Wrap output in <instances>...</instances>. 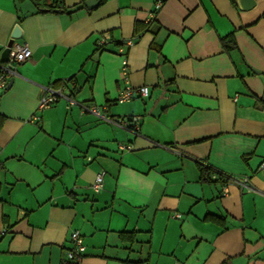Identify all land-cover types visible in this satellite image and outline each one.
<instances>
[{
	"label": "crops",
	"instance_id": "1",
	"mask_svg": "<svg viewBox=\"0 0 264 264\" xmlns=\"http://www.w3.org/2000/svg\"><path fill=\"white\" fill-rule=\"evenodd\" d=\"M253 1L0 0V56L15 30L32 52L0 91V264H62L74 230L81 264H264ZM128 85L149 94L118 104ZM49 87L130 117L138 136L64 100L39 111Z\"/></svg>",
	"mask_w": 264,
	"mask_h": 264
},
{
	"label": "built area",
	"instance_id": "2",
	"mask_svg": "<svg viewBox=\"0 0 264 264\" xmlns=\"http://www.w3.org/2000/svg\"><path fill=\"white\" fill-rule=\"evenodd\" d=\"M161 7L160 3L155 5V11ZM152 18H154L155 14L152 13ZM107 43V37L103 36L97 45L98 48H101L104 44ZM120 52L122 50L120 49ZM31 49L29 46L22 42L20 44L13 45L10 49L8 60L5 62L0 61V91H4L7 87L8 81L13 78L19 76L18 74V66L28 61L31 57ZM70 81H65L64 85L69 83ZM149 94V89L146 86L141 87H131L126 86L124 89L120 90L116 102L118 104H124L130 102L134 98H146ZM60 100H64L69 107L77 106L82 114L91 115L95 118L112 125L114 127H118L124 129L136 136H138V128L134 124L131 118L125 117L123 119H115L110 118L104 113V107H98L96 105H84L76 102V100L71 96V93L64 92L63 88L60 89H52V88H42V94L38 101L37 109L42 111L44 109L50 108L52 105L57 103ZM122 150L130 149V146H120ZM264 166V165H263ZM105 173L100 171L97 173L94 182L93 189L95 192L100 191L103 188ZM240 186L245 189H249L247 184V179H241L237 181ZM224 193H226V188L223 189ZM175 217H179V215H174ZM69 247L65 251V260L62 264H81L82 259L85 254V246L83 243V237L79 231L74 230L71 231L68 238Z\"/></svg>",
	"mask_w": 264,
	"mask_h": 264
},
{
	"label": "water",
	"instance_id": "3",
	"mask_svg": "<svg viewBox=\"0 0 264 264\" xmlns=\"http://www.w3.org/2000/svg\"><path fill=\"white\" fill-rule=\"evenodd\" d=\"M93 0H91L92 2ZM239 3L241 6H243L244 4H247V6H250L251 4H254L253 0H239ZM90 2L87 3V6L90 7ZM20 38V34L18 33L17 30H15V32L12 34L11 39L9 40V42L6 45V48L4 49L3 53L0 56V61L4 62L8 60L9 57V53H10V49L12 48L15 40Z\"/></svg>",
	"mask_w": 264,
	"mask_h": 264
},
{
	"label": "trees",
	"instance_id": "4",
	"mask_svg": "<svg viewBox=\"0 0 264 264\" xmlns=\"http://www.w3.org/2000/svg\"><path fill=\"white\" fill-rule=\"evenodd\" d=\"M30 1L35 2V1H37V0H30ZM58 9H59V8H58L57 6H54V7L51 8L52 11H56V10H58ZM128 118H130V117H128ZM200 169H201L202 173H204L205 175H206V173H207L208 170H209V168H206V167H203V166H202V168H200Z\"/></svg>",
	"mask_w": 264,
	"mask_h": 264
}]
</instances>
